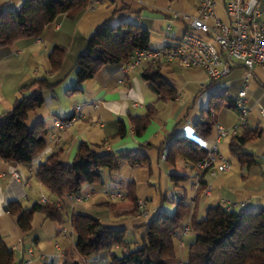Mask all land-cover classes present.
<instances>
[{
	"label": "crops",
	"instance_id": "0c3cea01",
	"mask_svg": "<svg viewBox=\"0 0 264 264\" xmlns=\"http://www.w3.org/2000/svg\"><path fill=\"white\" fill-rule=\"evenodd\" d=\"M211 1L216 17L225 21V5L230 0ZM199 2L200 0H97L77 20L62 18L52 29L46 30L38 41L23 39L7 51H0V115L10 111L14 102L20 98V87L36 79L60 81L53 92L42 94L44 104L30 113L27 119L29 127L40 125L46 132L43 153L29 166L11 165L0 160V236L5 246L13 251L14 264H47L53 258L62 261L73 250L74 235L69 222L70 214L67 222L59 225L51 222L45 215L36 213L31 222V232L24 235L17 226V219L8 211H3L2 207L7 208L9 199L13 197H21L20 203L26 208L40 203L42 198L54 200L36 176L38 167L51 154H59V160L64 165L71 164L81 143L100 145L98 153L144 154L148 159L147 163L140 166L125 163L112 173L104 171L100 183L83 186L81 193L91 194V198L85 203L71 205L68 198L64 200L68 211L80 206L95 212L105 227L125 230L126 237L129 235L126 240L131 248L138 247L148 220L165 209L167 202L175 207L172 201L183 196L189 202L190 213L196 206L199 218H204L209 209L216 207L240 211L264 206V119L260 116L257 104L264 89V69L255 67L252 79L246 84L245 99L249 113L245 118V128L255 131L258 136L245 145L244 152L252 155L256 164L242 165L230 153L229 145L233 137H222L218 139V154L230 165V170L215 176L199 172L195 165L180 157L173 163L161 158L163 154L167 155L166 145L172 137L198 138L194 126L206 115L209 98V91L205 88L209 80L202 71L184 69L175 63L163 65L161 75L177 92L174 100L170 101L160 100L141 79L140 75L146 64L127 74L120 73L117 67H105L95 78L80 85L79 90L73 91L77 87L76 77H71L75 61L85 49L87 40L105 22L110 21L113 25L141 24L148 30L150 42L164 47L181 41L185 36L188 23L175 19V15L197 18ZM21 3L22 0H0V9H18ZM259 5L264 11V5L260 2ZM54 46L65 49L62 66L56 73L50 71L48 61ZM232 66L233 69L221 88L234 91L240 87L239 93L245 88V71L241 63L234 62ZM120 81L123 83H119ZM202 94H207L204 106L202 100L198 101ZM77 107H80L79 118L64 131H59L54 121L70 118ZM149 108L153 110L150 123L145 132L137 137L131 120L145 118ZM211 118L212 134L201 142L206 150L217 139V127L228 130L239 123L241 116L237 110L223 104L220 110L212 113ZM118 121L125 124L123 136L118 135ZM241 131L242 129L239 130ZM58 134L60 140L56 142L54 137ZM15 173L18 178L14 177ZM171 175L186 176L188 181L173 188ZM126 183H132L137 200L145 202L149 213L147 217L137 214L134 217H115L101 206L108 201L101 190L118 189ZM207 188L209 191L205 193ZM95 194L100 197L93 196ZM185 226L189 227V218L185 221ZM62 229L66 230L65 234L61 233ZM181 230L175 237V251L179 263H185L187 249L194 240V234L189 231L182 235ZM115 252L120 253L119 249H115ZM76 259L78 260L77 257ZM79 260L82 264L106 263L95 257Z\"/></svg>",
	"mask_w": 264,
	"mask_h": 264
},
{
	"label": "trees",
	"instance_id": "16d2710c",
	"mask_svg": "<svg viewBox=\"0 0 264 264\" xmlns=\"http://www.w3.org/2000/svg\"><path fill=\"white\" fill-rule=\"evenodd\" d=\"M96 1L22 0L18 9H0V51H7L23 39L40 38L62 18L77 20ZM259 2L264 5V0ZM149 43V32L141 24L113 25L110 21L105 22L87 40L85 49L75 61L72 72L76 77L77 87L73 91L79 90L80 85L95 78L105 67L119 68L129 61L134 52L150 50ZM64 53V48L54 46L48 58L52 73L60 70ZM162 68L163 65L158 63L146 64L140 75L141 79L160 100H174L177 92L161 75ZM232 69L231 65L230 70ZM228 76L220 81H209L205 86L209 91L208 107L206 116L194 126L198 138L172 137L166 145L167 161L173 163L180 157L196 166L206 157L207 150L201 142L206 141L212 134V113L220 110L223 104L237 110L236 101L240 87L234 91L221 88ZM59 83V80L36 79L19 88L20 98L14 102L10 111L0 115L1 161L11 165L29 166L43 153L46 132L40 125L29 127L27 119L30 113L44 104L42 94L53 92ZM152 114L153 110L149 108L145 118L131 120L137 137L147 129ZM117 128L118 135L123 136L125 124L118 121ZM257 136L255 131L247 128L233 136L229 145L230 153L242 165L256 164L254 157L244 152V147ZM98 150H101L100 145L89 146L81 143L69 165H64L59 160V154L46 157L39 165L36 176L54 200L46 199L43 204L34 203L27 208L20 203L21 197H13L7 203L8 213L17 219V226L24 235L31 232V222L36 213L45 215L51 222L59 225L66 223L70 214L74 248L66 255V259L59 261L53 258L47 264H82L79 259L89 257L106 261L104 264H178L174 241L187 218L189 231L194 234V240L187 249V264H264V206L240 211H226L222 207H216L209 209L204 218H199L196 206L190 213L189 202L183 196L172 201L175 203L173 213L168 214L161 210L148 220L145 224L146 231L135 248H131L127 242L125 230L105 227L95 212L80 206L68 211L64 200L81 194L85 185L100 183L104 171L112 173L125 163L140 166L148 161L144 154L114 155L98 153ZM170 180L173 188H178L188 178L171 175ZM119 189L124 193V200H108L101 206L115 217H134L137 214L138 200L133 184H123ZM115 249H119L120 253H116ZM0 264H14L13 251L5 246L1 236Z\"/></svg>",
	"mask_w": 264,
	"mask_h": 264
},
{
	"label": "built area",
	"instance_id": "2783aa9c",
	"mask_svg": "<svg viewBox=\"0 0 264 264\" xmlns=\"http://www.w3.org/2000/svg\"><path fill=\"white\" fill-rule=\"evenodd\" d=\"M225 16V21L219 20L215 15L213 2L200 0L197 18L189 19L186 15H175V19H182L188 23L185 36L181 41L156 50L134 52L129 61L118 68L120 73L127 74L143 64L169 65L175 63L184 69L200 70L209 81L216 82L230 74V66L234 62L242 64L245 71L243 76L245 88L238 93L236 101L241 119L238 124L228 130L217 127V139L208 148L206 157L196 164L199 172H208L211 176L230 170V165L218 154V139L226 136L233 137L240 129L246 127L245 118L249 113L245 99L246 84L252 79L255 67L264 69V11L259 1L230 0L225 5ZM260 103H264V89L257 102L260 116L264 119V105ZM79 111L80 107H77L75 114L70 118L65 121H54L57 129L62 132L70 127L79 118ZM54 138L58 142L60 134ZM161 158L165 160L166 156L163 154ZM217 162H219L218 165ZM14 177L18 178L16 173ZM208 191L209 188L205 190V193ZM101 194L109 201L124 200V193L119 188L103 189ZM67 198L71 205H80L88 201L91 194L81 193ZM45 202L46 198L40 200L42 204ZM136 208L138 216H148L144 201L138 200ZM226 211H231V209L228 208ZM188 232V226L181 230L182 235ZM61 233L65 234L66 230L62 229Z\"/></svg>",
	"mask_w": 264,
	"mask_h": 264
},
{
	"label": "rangeland",
	"instance_id": "374dc122",
	"mask_svg": "<svg viewBox=\"0 0 264 264\" xmlns=\"http://www.w3.org/2000/svg\"><path fill=\"white\" fill-rule=\"evenodd\" d=\"M162 46L163 45H161V44H156V43H154L153 41H151L150 42V48H152V49H160V48H162ZM72 76H75L74 75V73L71 75V77ZM206 97H207V94H202V95H200L199 97H198V101L199 100H202L203 101V106L205 105V101H206ZM197 101V102H198ZM206 116V115H205ZM194 138H195V136H194V134L192 135ZM183 173H185V170L183 171ZM182 173V174H183ZM180 174V173H179ZM106 186H108V184L106 183L105 184ZM93 196H96V197H100V195L99 194H95V195H93ZM164 211H166V213H168V214H171V213H173L174 212V210H175V207L173 206V205H171V204H169V202H167L166 204H165V209H163ZM190 236H191V234H190ZM129 237V235L127 234V237H126V239Z\"/></svg>",
	"mask_w": 264,
	"mask_h": 264
},
{
	"label": "water",
	"instance_id": "95a60500",
	"mask_svg": "<svg viewBox=\"0 0 264 264\" xmlns=\"http://www.w3.org/2000/svg\"><path fill=\"white\" fill-rule=\"evenodd\" d=\"M2 210H3V211H7V208H6V207H2Z\"/></svg>",
	"mask_w": 264,
	"mask_h": 264
}]
</instances>
